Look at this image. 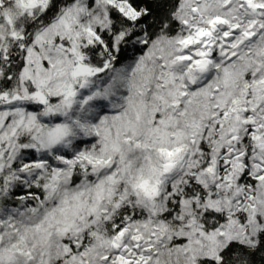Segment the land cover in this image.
Masks as SVG:
<instances>
[{
  "label": "snow or ice",
  "instance_id": "6c2138e0",
  "mask_svg": "<svg viewBox=\"0 0 264 264\" xmlns=\"http://www.w3.org/2000/svg\"><path fill=\"white\" fill-rule=\"evenodd\" d=\"M0 264H264V0H0Z\"/></svg>",
  "mask_w": 264,
  "mask_h": 264
}]
</instances>
